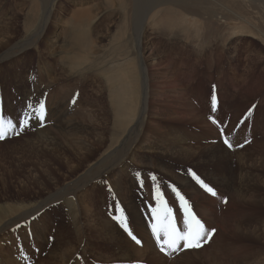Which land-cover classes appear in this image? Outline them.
<instances>
[{"label":"rangeland","instance_id":"1","mask_svg":"<svg viewBox=\"0 0 264 264\" xmlns=\"http://www.w3.org/2000/svg\"><path fill=\"white\" fill-rule=\"evenodd\" d=\"M214 1L220 3L219 0ZM157 2L0 0V26L6 25L7 32L1 31L0 41L11 39V44L0 46V111L6 120L12 119L15 123L29 111L27 105L32 101H44L48 116L49 108L60 103L66 89L75 91L83 87L86 103L65 105L62 109L66 117L86 122L87 127L92 124L87 128L89 138L102 141V146H97L95 150V158H100L111 143L123 133L126 134L141 119L139 127L134 129L135 134L126 143H131V148L122 155L114 153L109 157V163L99 166L104 177L102 180L98 179L99 183L109 186L114 178H125L131 168L139 170L140 172H134L133 179L137 186L134 185L136 183L133 186L134 189L137 188V196L142 201L149 200L150 194L157 206L155 194L159 187L176 217L181 218L183 213L180 201L172 191L175 187L190 202L193 211L205 226L209 230L215 229L210 239L199 247L201 249L185 248L183 244L179 250L169 253L160 249L159 252L164 253L166 260L159 261L152 254L153 257L148 258L146 263L162 264L163 260L164 264H171L180 254L188 252L195 258L192 260L212 264L210 259L202 258V255L213 251L212 256L217 258L218 263L221 262V254H228L227 258L230 257L232 264H264V230L257 235L247 231V227L261 228L264 224V22L255 20L246 23L241 28L245 31H241L234 28L235 22L211 25L204 17H200V20L195 17L184 18L171 6L152 9ZM217 3L206 4L204 15L217 7ZM78 7L79 14L74 15ZM87 8L91 10L81 11ZM252 14L250 16L256 18V13ZM9 25L12 30H9ZM69 40L75 41V44ZM22 50L26 52L22 54ZM11 58L15 61L10 67ZM144 69L145 72L148 71L147 83H144ZM213 97L216 100L215 110ZM26 98L29 103L25 102ZM73 98H76V94ZM145 98L147 105L143 106ZM129 108L132 109L128 112ZM144 108L145 115L141 114ZM36 122L38 121L33 113L30 127L20 131L21 126H17L15 130L19 135L10 132L6 139L0 140V153L5 154V163L0 167V179L3 174V178L6 177L9 182L7 189L1 192L8 198L0 200V207H6L18 197L48 195L56 191V184H72L73 180L85 172L88 162L71 173L65 166V161L62 165L44 154L46 147L43 149L37 143V152H34L28 146L29 139L38 142L39 134L42 133L36 128ZM53 122V118H47L43 124L52 129L55 124ZM177 139L184 141V146L196 148L198 153L195 152L189 158L179 156L176 151L180 145H175ZM225 139L231 143V148L224 143ZM145 144L152 146L155 151L140 148ZM13 145H19L21 150L13 153ZM162 148L173 149V152L168 153ZM71 149L68 147V152ZM72 152L75 151L72 149ZM240 156L248 159V167L242 170H239L242 164ZM45 164H50L54 169L52 174L46 175L42 170ZM130 166L131 168H127ZM33 169L42 174L41 182L35 180L36 172ZM193 171L213 187L217 195L212 196L204 190L190 174ZM245 174L247 188H234V185L238 187L241 176L245 178ZM152 176L156 179L152 180ZM68 178L70 180L65 182ZM226 178L232 182L229 192L243 189L252 202L250 206L235 209L231 203L225 205L228 197L224 192L222 193L226 196L221 198H225V201L220 200L219 190ZM23 183L30 188L22 186ZM192 188H196L197 193L211 202L216 213L208 211L201 199L192 198ZM48 190L50 191L47 192ZM108 191L107 198L112 200L111 188ZM69 198V195H65L55 202L56 207L60 208L59 204H63V207L51 215L49 222L53 224L58 219L56 229L60 228L61 232L76 237L77 226L73 215L78 210V201L74 199L70 202ZM111 204L108 205L109 210H113ZM233 209L240 210L236 219ZM242 211L246 212L244 216ZM8 212V208H3L0 216ZM177 223L183 230V218L181 221L177 220ZM236 223H240L241 233L237 231ZM230 231L235 232L238 237H229ZM126 232L125 230L124 233ZM130 239L132 240L131 237ZM203 248L208 250L206 254L201 253L205 250ZM227 251L228 253H223ZM214 252L220 254L215 255ZM173 255L176 257L173 258ZM86 256L85 264H124L121 261L112 263L110 259L104 258L94 262L91 259L93 257ZM37 257L49 258L46 252ZM75 257L71 264L80 261L78 255Z\"/></svg>","mask_w":264,"mask_h":264},{"label":"bare ground","instance_id":"2","mask_svg":"<svg viewBox=\"0 0 264 264\" xmlns=\"http://www.w3.org/2000/svg\"><path fill=\"white\" fill-rule=\"evenodd\" d=\"M129 1L132 2V0H129ZM156 1H158V2H157V4L154 3V6H152V9L159 8V7L165 8V7L171 6L174 8V10L178 14H181L182 17H184V18L187 17V19H189V18L195 17V19L200 20L199 19L200 17H202V18L204 17L205 20L208 22V24L210 23L211 25L220 24V23L222 25H226V24L228 25L230 22L231 23L235 22L234 28L241 30V28H243L244 24H246V23L247 24L252 23L255 20H258L259 22H264V0H219L220 3H217L214 0H156ZM133 2L135 3L136 0L135 1L133 0ZM212 3H217L218 6L216 7L214 5L216 8L214 7V9L211 11L208 10L207 13L204 15L205 5L206 4H212ZM80 7H78L77 10H75L74 15L77 13L79 14ZM207 8H206V10H207ZM90 10H91L90 8L89 9L87 8V10H81V11L82 12L83 11L89 12ZM252 13H256V18H252L250 16ZM252 15H254V14H252ZM86 16H88V15H86ZM77 23H79V22H77ZM81 23H83V22H81ZM8 27H9V30H12V26L9 25ZM249 28H248V30H249ZM1 31L6 32V25L0 26V34H2ZM241 31H245V30H241ZM255 32H257V31H255ZM261 32L262 31L260 30L259 33H261ZM77 34H79V31ZM263 34H264V31H263ZM0 40H1V38H0ZM69 42H71V41L69 40ZM74 42L75 41H72L71 43H74ZM9 44H11L10 38L7 39L5 42L0 41V46H7ZM79 45H80V43H79ZM25 52H26V50L21 51L22 54H24ZM2 61H3V59H2ZM14 61H15L14 58L10 59V67ZM65 61H66V59H65ZM144 68H146V67H144ZM40 69L42 70V68H40ZM145 70L146 69H144V72H143L144 76L143 77L145 78L144 83L145 82L147 83V74L146 73L148 71L145 72ZM44 81H45V79H44ZM45 85L46 84H44V86ZM144 86H146V84H144ZM80 87H82V86H80ZM44 90H45V88H44ZM71 90L72 89H66L64 91V94H62V98H61L60 103H55V105H54L55 107H50L48 110V116L46 117V119L47 118L48 119L53 118L54 119L53 124L55 123L53 125L52 129L50 128L49 125L45 126L43 123H41L39 121L34 123L36 128L38 130L40 129V131L42 133L39 134L40 139L38 140V142H36V141L33 142L34 140L29 139L28 146L31 147L34 152H37V148H38L37 146L39 144L42 146V148L46 147V149H45L46 152L44 154H46V155L48 154L49 156H51L50 158L52 160H55V161L61 163L62 165L64 164V161H65V164H66L65 166L68 168V170L70 169L71 173H74V171L77 170L83 163L88 162L86 169L84 168L85 172L82 175L80 174L81 176L78 177V179L75 178L76 180H73L74 183H72V184H64V185H60V183L56 184L55 185L56 191H52L48 195L33 196V197H29L27 195L22 196L21 198L18 197L19 199H16V201L9 203L6 207H0V210H2L3 208H8L10 211L6 215L0 216V264H23V263L24 264L25 263H27V264L28 263L71 264L72 259L76 255H78V257L80 258V261L77 260L73 264H77L79 262H81V264H85L86 258L88 257L86 255L93 257L91 259L94 262L97 259H103L104 258V259H110V261L112 263H115L117 261H121V262H124V264L125 263H127V264H147L146 261H148L147 259L150 258L151 256L153 257L152 254H154L159 259V261H161L160 259L166 260L165 258H167V257L165 255H163L164 253L159 252L160 246H159V243L156 241V238H155L153 231H152V225L155 222L153 215H152V209L156 207V203L152 200L154 197L151 198V195L149 194L148 195L149 200L144 199L142 201L141 198L137 196V191L135 190L137 188L135 187V189H134V186H133L134 183H136L134 185L137 186V182L133 179L134 178V172H140V171L139 170L134 171L131 168V166L127 167V168H131V171L130 170L127 171V175H125V178H122V177L114 178L109 183V186L99 183L100 181L98 180L99 178L101 180H102V178H104V177H102L103 175H102V172L100 171L101 169L99 168L100 165H102L104 163H109L110 162L109 157H111L114 153L117 152L118 154L122 155L123 153L127 152L131 148V143H130V145H127L126 143L128 141H130L131 135L135 134L134 129L139 127V122L141 119L134 126H132L130 128V130L128 129L126 134L123 133L122 135H120V137L118 139H116V141L111 143L109 148L104 150V153L102 152L101 155L99 154L100 158L96 157L97 158L96 159L95 158V154H96L95 150L97 149V146H102V141H97L96 138L93 140H91V138H89L90 133L88 132L87 128L91 127L92 124H90V126L88 124V127H87L86 122L81 123V122L77 121L76 119L68 118V117H66V115H65L66 113L62 109V107L65 105L74 104L73 101H75V103H79V104H81V103L85 104L87 101L86 100L87 97L85 96V90L83 87L79 88L78 90H75V91H71ZM77 91H78V93H76ZM55 93H57V92L55 91ZM75 94H76V98L74 99L73 95L75 96ZM50 99H52V98L50 97ZM53 99H55V98H53ZM146 99L147 98H145V100H144L143 106L147 105ZM27 100H28V98H26V100H25L26 103L28 102ZM48 101H49V99H48ZM37 102L38 101H35V103H34V101H32L30 104L34 103V107H35L37 105ZM130 109H132V108H129L128 112L130 111ZM145 110H146V108L143 109L141 114H144ZM8 113H7V115L10 114V113L9 114ZM9 118L11 119V117H9ZM95 123L96 122H94V124ZM141 123H142V121H141ZM94 124H93V126H94ZM94 128H95V126H94ZM53 129H54V131H53ZM162 137H163V135H162ZM166 137H167V134H166ZM181 138H183V137L181 136ZM36 140H37V138H36ZM170 142H172V141H170ZM37 143H38V145H37ZM176 143H178L180 145V147L178 146L179 147L178 150L177 151L175 150L176 152H179V153H177L179 156L189 158L191 155H193L196 152V148H194V147L191 148V147H188L189 145H186L187 146V148H186V146H184L185 142L182 140L177 139L175 141V145H176ZM13 146H14L13 147V153H16L19 150H21L20 147H18L19 145H13ZM61 146H63L64 149ZM212 146H214V145H212ZM68 147L72 148L75 152L73 153L72 149L68 152ZM140 148L144 149L145 151L150 150L149 148L154 150L152 148V146L147 145V144H145L144 146H140ZM162 149H164V148H162ZM141 151H143V150H141ZM164 151L169 153V152H173V149L168 150L166 148V149H164ZM161 152H163V150ZM210 152H211V150H210ZM69 153H72L74 155L69 154ZM196 153H198V152H196ZM228 153H230V152H228ZM118 154H117V156H118ZM62 155H64L63 160H62ZM224 155H225V153H224ZM220 157H221V155H220ZM66 158H68L69 160L66 161ZM75 159H76V161H75ZM115 159H119V158L115 157ZM136 159H138V158H136ZM247 160L248 159L246 157H244V156L241 157L242 162H240V163H242V164H240L239 170H242L243 168L248 167ZM201 162H202V160H201ZM4 163H5V154L3 155L0 153V167ZM75 163H77V164L79 163V165H77V164L74 165ZM139 164H140V162H139ZM217 164H218V162H217ZM54 165H55V163H54ZM228 165H227V167H228ZM44 166L45 167L42 170H44L46 175H50L53 173L54 169L51 168L50 164H48V165L45 164ZM53 168H54V166H53ZM33 170H32V172H33ZM37 171H39V170H37ZM227 171H229V170H227ZM34 172H36V171L34 170ZM34 174H35V176H34ZM34 174H32V175L35 177V180L41 182L42 178H43L42 174L40 172H36ZM242 175H243V173H242ZM246 176H247L246 174H245V178H244V176L243 177L241 176L240 183H238L239 184L238 187H235V185L233 187L234 188H247ZM31 179H33V178H31ZM0 180H1V182H0V200H2V199L5 200L8 197L4 196L5 194H2L1 192L5 191L7 189L9 182H8L6 177H5V179L3 178V174H2V177ZM35 180H34V183H36ZM68 180H70V178L66 179L65 182ZM188 180H189V178L187 179V183L189 182ZM10 181H11V179H10ZM223 181H226V182L221 183V184H223V186H221V188L219 190L221 192V194L219 192V194H220L219 197H220V200L222 201L223 198H221V196L227 195L226 197H228V202L225 205H228V204L230 205V203H231L233 206H235V209H238V208L243 209L246 206H250L252 204V202L250 200H248V198H247L248 197L247 192H245L243 189H240L237 192L233 191V193L229 192L232 188V182L229 181L228 178H226V180L224 179ZM25 183H23L22 186H24V187L28 186ZM30 183H32V182H30ZM52 183L54 184V182H52ZM104 184H106V183H104ZM190 184H192V183H190ZM32 186H34V185H32ZM108 188H111V192H112L111 195L113 196L112 200L110 198H109L110 200H108V198H107L106 193L108 191ZM227 188H228V191H226ZM195 189L196 188H192L190 190L191 193H193L192 198H194L195 200L201 199L206 204V209L208 211H211L212 214L216 213V210L215 209L213 210L212 205H210L211 202H209L207 200V198H205L202 194L197 193L198 191ZM49 191L50 190H48L47 192H49ZM78 192H80V193H78ZM113 192H115V195ZM222 192L226 193V195H223ZM65 195H69L70 202L74 201V199H76L78 201L77 202L78 203V210L76 212H74V215H73V216H75V225L77 226V229H76L77 231L75 233L76 237H73L71 235H67L66 233L61 232L60 228L56 229L57 225H55V223L59 225L58 219H56L55 222H53V224L49 222V220L51 219V215H54L55 212L60 210L61 206L63 207V204H59L60 208L56 207L57 203H55V202L62 199V197H64ZM35 198H37V199H35ZM11 200L12 199H10V201ZM223 201H225V198ZM254 202H256V201H254ZM109 203L110 204L112 203L111 205L113 207L112 208L113 210L108 209ZM213 203H214V200H213ZM223 204H224V202H223ZM119 205H121V206H119ZM79 207H81V208H79ZM121 208L124 210V214L128 218V226L131 229L132 233L137 237V239H139L141 241L140 244H137L133 239L131 240L127 234L128 232L124 233L125 229L117 221L116 217L120 215V209ZM234 211H233V216L236 219V214L240 213V210H234ZM242 212H243L242 215L244 216L246 212H244V211H242ZM202 213H204V212L202 211ZM208 214H209V212H208ZM180 217L181 218H177L178 221H181L182 216H180ZM217 218H218V216H217ZM236 225H237V223H236ZM239 225H240V223H239ZM239 225H237L238 230L235 227L234 228H235V231L237 230L238 232L241 233L242 227H240ZM5 226H7V228ZM10 228H12V230H10ZM248 228L249 227H247V231H251L254 235H257V234H259L260 231L263 232L264 224L261 228L260 227H256L254 229H248ZM247 231H246V234H247ZM234 236H237V234L235 232L230 231L229 237L234 238ZM229 243H231V242H229ZM207 247H209V246H207ZM226 248L230 249V247H226ZM199 249H201V248H199ZM203 249H205V248H203ZM220 250H222V249H220ZM170 251H172V250H168L167 253H169ZM206 251L208 252V250L205 249V250L201 251V253L206 254L207 253ZM45 252H46L47 257H49V258L43 259L40 257L41 259H39L37 257V256H41V254L45 253ZM220 252L222 253V251H220ZM223 253H228V251L223 252ZM214 254H215V252H214ZM217 254H220V253L218 252ZM217 254H215V255H217ZM182 255L180 254V256L178 258H175L176 256L173 255L174 257L173 256L172 257L175 259L174 260L171 259V260H173V262L171 264H203V263H200L199 260H197V261L192 260L194 257L188 252H186L185 254H182ZM212 255H213V251L209 252L205 256L202 255L203 256L202 258L210 259L212 264H232L231 260L229 259L230 257L227 258L228 254H227V256H226V254H225V256L223 254H221V259H220L221 262H219V263L216 261L217 258H215V256H212ZM22 257H23V260H22ZM90 257H89V260H90ZM218 258H219V256H218ZM235 258H236V256H235ZM231 259H232V257H231ZM73 260H75V259H73ZM163 260H162V262H163L162 264L165 263ZM93 261H92V263H93ZM88 264H89V262H88Z\"/></svg>","mask_w":264,"mask_h":264},{"label":"snow or ice","instance_id":"3","mask_svg":"<svg viewBox=\"0 0 264 264\" xmlns=\"http://www.w3.org/2000/svg\"><path fill=\"white\" fill-rule=\"evenodd\" d=\"M75 103V101H73ZM215 97H213V110H215ZM29 111L25 112L21 119H18L15 123L12 120H6L3 113L0 112V140H4L10 134L19 135L16 132V127H20V131L30 127V121L33 113L37 121L43 123L47 117V108L44 101H38L34 107L32 104L28 106ZM215 123V121H213ZM223 131V128H221ZM224 143L231 148V143L225 139ZM196 182L212 196L217 195L214 188L205 182L196 172H190ZM152 180L156 177L152 176ZM176 197L180 201V209L183 213V230L178 226L176 213L173 208L168 205L167 200L164 198L160 188H156L155 199L157 206L152 209V215L154 223L152 225V231L159 243L161 251L168 252V250L177 251L180 245L183 244L185 248H199L203 243L210 239L211 235L215 232V229L209 230L204 222L193 211L190 202L180 193L178 189L173 187ZM119 224L128 232L129 236L137 243L141 241L132 233L128 226V218L124 214V210L120 209V215L116 217Z\"/></svg>","mask_w":264,"mask_h":264}]
</instances>
